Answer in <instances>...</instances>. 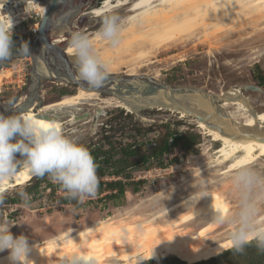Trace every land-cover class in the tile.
<instances>
[{
    "label": "rangeland",
    "instance_id": "obj_1",
    "mask_svg": "<svg viewBox=\"0 0 264 264\" xmlns=\"http://www.w3.org/2000/svg\"><path fill=\"white\" fill-rule=\"evenodd\" d=\"M116 1L118 2V0H114V4H117ZM119 1L123 4H113L114 6L112 5L107 11L115 12L128 21L130 14L136 15L140 12L134 8L137 0ZM104 2L105 0H79L75 11L64 16L65 22L69 24L68 30L65 32L67 40L58 44L62 47L68 45L70 34L74 31H82L94 40L100 56L111 62L112 71L109 76H122L130 72L136 74L135 78H144V80L147 78L145 79L142 75L153 76L158 82L168 85L198 88L211 95L212 100L215 99V95H222L229 89H239L243 96L251 100L250 104L255 110L264 109V8L258 9L259 11L255 8L256 12H252V9L249 14H237L234 19H229L230 21L227 20L228 22L221 25L218 23L208 24V26L203 23L196 24V27L193 28L194 31H187L181 39L172 45H166L167 42L164 39L158 38V40H153L155 43L158 41L156 46H153L154 42L150 39L153 38L152 36L148 37L150 44L140 42L139 45L138 43L143 37L130 35L129 27L132 22L129 21L126 27L128 31L124 32L123 43L119 47L113 48L98 38L102 16L108 12L105 11L96 16L91 14L92 9L103 6ZM32 3L28 1L9 3L2 10L4 15H8L9 10H14L11 17H6L7 24H12L14 51L23 42H27L29 47V55H14L12 59L0 63V113L5 116L12 115L20 107L26 109L27 106H30L39 110L44 105L59 102L65 95L77 93L79 88L76 89L75 84L54 82L51 79L42 78L38 90L36 93L33 92L35 75L31 51L36 35L34 28L39 29L47 3ZM256 16L260 20L255 19ZM212 19H210L211 22ZM129 40L133 43L130 44ZM68 57L75 65L72 55H68ZM65 88L68 90L67 93H60ZM97 93L93 97L81 99L76 106L59 108L56 111L61 115L63 121H67L63 125V130L66 133L75 134L83 145L91 146L98 143L96 147H101L100 154H105L104 158L110 159L111 162H114L115 159L119 161L120 140L112 139L111 143L103 140L101 135H96L98 125H92L96 111L98 115L101 114L100 111H111L109 114L117 115V125H120L119 122L123 126L126 125L124 131L127 133L123 132V135H127L129 140L126 138L122 140L129 143L127 148L125 147L126 149H132L135 152L134 160L142 155H150V160L128 169L131 171L128 176L134 177L135 180L125 181L126 192L120 198L109 196L114 193L113 190L109 191L107 188L105 189V186L103 188L97 186L95 195L86 198L83 203H78L75 200L61 203L60 197L66 193L47 175L36 176L30 182L12 187L7 193L5 192L6 194H2L0 217L16 224L14 232L27 218L34 219L35 225L36 223L44 225L42 222L44 218L51 215L61 216L68 212L72 215L69 217L66 227L78 226L81 221L90 217L95 219L121 217L129 220L148 216L160 207L169 204L166 202L170 201L173 196L176 199L181 197L190 180L207 178L211 171L204 169L205 166L209 162L219 159L224 143L217 139L204 123L197 121L199 115L175 106L168 108L159 105L136 111L130 108V111L117 106V100L113 97L120 98L116 95L99 91ZM174 96L177 97L176 94ZM20 97H23L25 101L16 105ZM217 104L220 106L221 102H217ZM121 110L122 113H120ZM127 111H130L132 117L126 116ZM75 114L87 115L72 123V117ZM107 118L104 115L101 120H107ZM236 121L242 120L238 118ZM177 135H183L185 138L176 140ZM167 140L170 147L166 152L153 155L152 150L148 151L152 145H157L160 150ZM111 145L115 148L114 152L110 151ZM92 146L93 149L96 148L94 145ZM16 158L23 159L19 153L16 154ZM103 159H101V165L107 172L101 174L99 170L98 173L105 176L107 173H111L109 171H112L114 167L110 162L107 164L103 162ZM132 163L127 164V167ZM117 165L126 166L120 161ZM230 170L232 169L221 172L228 174ZM204 171L206 172L204 173ZM100 179L98 178V181ZM114 179L117 178L108 177L102 181L107 183ZM51 184L53 185L51 186ZM21 191L30 196L27 206L20 196ZM153 201H159V203H153ZM20 234H26V232ZM38 236L45 238L48 234L39 231ZM262 254L264 253L258 251L253 244L246 247L243 253L232 251L227 256V260L235 264L247 261L248 257L257 260ZM172 256L178 257L176 255L169 257ZM180 259L184 260L182 257ZM185 261L190 263L187 259Z\"/></svg>",
    "mask_w": 264,
    "mask_h": 264
},
{
    "label": "bare ground",
    "instance_id": "obj_2",
    "mask_svg": "<svg viewBox=\"0 0 264 264\" xmlns=\"http://www.w3.org/2000/svg\"><path fill=\"white\" fill-rule=\"evenodd\" d=\"M21 1L47 3L44 12L49 4L48 0H6L4 4L3 0H0V18L6 22V17H11L14 10H9L8 15H4L2 10L9 3L16 4ZM78 2L79 0H75L72 6L58 10L53 15L51 38L55 43L61 44L67 40L65 32L69 24L65 22L64 16L75 11ZM116 3L114 4V0H105L104 5L92 9L91 14L100 15L109 10L113 4H123L119 0ZM134 8L140 12L129 15L128 19L132 22L129 31L130 35L143 37L139 45L140 42L150 44L148 38L150 36L153 37L150 38L152 42L161 38L167 42L166 45H172L187 31L193 30L196 24L203 23L206 26L212 23L225 24L227 20L234 19L237 14H249L252 9L254 12L255 8L257 10L264 8V0H137ZM257 16L255 19L258 20L260 15ZM246 22L243 23L246 24ZM157 42L152 43L153 46H156ZM134 44L136 45L135 42ZM64 49L70 56L69 45H64ZM38 70L41 73H49L43 60H40ZM127 75L131 76L129 80L131 85L140 88V93L134 91L130 95L119 97L121 100L113 97L117 100V106L130 111V108L136 111L149 106L159 105L168 108L175 106L199 115L197 121L204 123L217 139L223 141L219 159L207 162L204 168L211 171L205 178L210 186L208 195L193 201L191 199V194L195 191L193 186L203 182L204 179L195 181L189 179L191 182H187L188 185L181 197L176 199L171 196L172 199L166 202L169 204L138 219L90 217L81 221L78 226L66 227L72 215L70 212L61 216H48L42 220L44 225L39 223L35 225L34 219L27 218L15 232L16 224L11 231L14 236L26 232L23 235L27 236L29 243L33 245L29 259L34 264H64L67 255L81 248L86 249L89 255L96 258V264H140L159 255L162 257L176 255L189 260L190 263H196L231 249L229 239L231 225L219 224L213 219L217 209L221 210L223 207L230 209L234 206L226 181L229 173L222 172L232 169L233 165L242 158H247L253 165L264 166V119H261L264 117V109L255 110L250 104L251 100L243 96L239 89L234 88L222 95H215L213 100L208 93L191 86V88L181 86L187 88L178 91H173L169 87L163 88V86L145 95L141 91L150 88L149 82L135 78L134 72ZM97 92L79 87L77 93L65 95L57 103L44 105L39 110L26 105L27 108L21 113L37 116L45 123H56L63 129L64 121L56 111L59 108L76 106L81 99L93 97L98 94ZM24 101L25 99L20 97L16 105ZM217 102H221V105L219 106ZM73 118L77 121L81 120L76 114ZM238 118L242 121H236ZM32 177L33 175L22 168L8 183L0 184V195L12 187L30 182ZM218 180L221 182L217 187ZM39 231L46 232L48 236L40 238ZM8 255V250L0 252V264H9Z\"/></svg>",
    "mask_w": 264,
    "mask_h": 264
},
{
    "label": "clouds",
    "instance_id": "obj_3",
    "mask_svg": "<svg viewBox=\"0 0 264 264\" xmlns=\"http://www.w3.org/2000/svg\"><path fill=\"white\" fill-rule=\"evenodd\" d=\"M5 2L3 0V4ZM128 24L129 21L117 13L108 12L102 16L98 38L110 47H119ZM12 35V24L0 18V63L14 55H29L27 42L14 51ZM68 45L77 77L91 88H101L112 71L111 62L100 56L94 40L82 31L72 32ZM17 153L22 160L16 158ZM22 168L33 176L47 175L66 193V198L78 203L94 196L97 190V164L75 134L66 133L60 125L45 123L28 113L13 112L9 116L0 113V184L8 183ZM226 181L234 206L226 212L217 209L214 221L231 225L229 239L235 253H243L253 244L264 253V166L253 165L242 158L233 165ZM220 182L216 181L217 187ZM193 187L191 199L196 201L208 195L210 186L204 179ZM20 196L27 206L30 196L24 191ZM2 201L0 195V203ZM14 225L0 217V252L8 250L9 264H34L29 259L33 245L27 236L13 235ZM64 264H96V258L81 248L67 255Z\"/></svg>",
    "mask_w": 264,
    "mask_h": 264
},
{
    "label": "water",
    "instance_id": "obj_4",
    "mask_svg": "<svg viewBox=\"0 0 264 264\" xmlns=\"http://www.w3.org/2000/svg\"><path fill=\"white\" fill-rule=\"evenodd\" d=\"M75 0H48V8L45 10L39 29L33 39L32 43V57H33V71L35 75V81L33 83V92L36 93L38 90L42 78L51 79L54 82H61L67 84H75L78 87H82L87 90H95L99 92H108L110 95H116L117 97H123L130 95L132 92L140 93V88L130 83V75L124 74L122 76H109L103 86L99 89L91 88L85 82L80 80L76 74V66L69 59L64 47L55 43L51 38V30L53 26V15L58 10H64L72 6ZM42 59L49 70L48 74L41 73L38 70V64ZM51 74V75H50ZM147 78L150 83V88L147 90H142L141 93L147 95L151 92H155L158 89L169 87L173 91H178L179 89H184L187 87H181L180 85H168L166 83L158 82V80L153 77H147V75H142ZM144 79V78H143ZM177 88V89H176ZM191 88V87H188ZM176 89V90H175ZM24 107H20L16 113H21ZM87 114L78 116V118H85ZM36 176H33L30 181H32Z\"/></svg>",
    "mask_w": 264,
    "mask_h": 264
},
{
    "label": "flooded vegetation",
    "instance_id": "obj_5",
    "mask_svg": "<svg viewBox=\"0 0 264 264\" xmlns=\"http://www.w3.org/2000/svg\"><path fill=\"white\" fill-rule=\"evenodd\" d=\"M77 85L75 86V88L77 89ZM63 112H65V111H63ZM109 112H111V111H100L99 113H101V114H99L98 115V112L96 111V113H95V115H94V117H93V123H92V125H98V131L96 132V135H101V138L103 139V140H105V141H109L110 143H111V141H112V139H118V140H120L119 141V146H118V148L120 149V157H119V161L120 162H123L126 166H121V165H117V163L119 162V161H117V159H115L114 160V162H111V160L109 159V162L113 165V169H112V173H107V175H99V177L101 178V180L102 179H108V177H114V178H117V179H114V180H124V181H126V180H129V179H132V180H135V178L134 177H132V176H128V174L130 175V173H131V171L130 170H128L129 168L130 169H132L133 168V166H137V165H139V164H142V163H145L146 162V158H147V156L148 157H151L150 155H142L141 157H139V158H136V160H134L135 158V156H136V154H135V152L134 151H132V149H126L127 148V146L129 145V143L126 141V142H124L122 139H124V138H126V140H129L128 138V136L127 135H123V132H125V133H127V131H124V129H125V127H126V125L125 126H123L122 124H121V122H119V124L120 125H117V122H116V119H117V115H113V113H110L109 114ZM130 112V111H129ZM128 111L126 112V116H129V117H132V114L131 113H129ZM120 113H122V110H121V112ZM131 114V115H130ZM64 115V114H63ZM106 116V117H108L107 118V120H101V117L102 116ZM110 115V116H109ZM76 116H79L78 114H76ZM80 116H82V115H80ZM88 119H89V114H88ZM76 119L75 118H73L72 117V123H75L76 121H75ZM70 121V120H69ZM65 122H67V121H64V124H65ZM70 129H72V128H70ZM73 130V129H72ZM120 135H123L122 137L120 136ZM98 144V143H97ZM97 144L96 143H94V144H92V145H94L95 147L97 146ZM88 146V145H84V146H86L87 148H88V150L90 151H96L98 154H99V157H98V162L96 163L97 164V167L99 168V167H104L103 165H101V159H103L104 158V155L105 154H103V155H101L100 153H101V147H96L95 149H93L94 147L93 146ZM164 146H165V144L162 146V148L159 150L158 148H157V145H152L151 146V148H148V151L149 150H152L153 151V155H159V154H161L160 152H161V150L164 148ZM126 147V148H125ZM133 147H135V146H133ZM113 146L111 145L110 146V151L111 152H114V149L115 148H113ZM156 149V150H155ZM147 153V152H146ZM153 158V157H152ZM106 160V158H104L103 159V162H106L105 161ZM150 160V159H149ZM136 161V162H135ZM109 162H106V164L107 163H109ZM133 162V163H132ZM129 163H132V164H130L128 167H127V164H129ZM105 168V167H104ZM99 171V170H98ZM100 172H101V170H100ZM7 193V192H6ZM6 193H3V194H6ZM15 203H17L16 201H14Z\"/></svg>",
    "mask_w": 264,
    "mask_h": 264
},
{
    "label": "trees",
    "instance_id": "obj_6",
    "mask_svg": "<svg viewBox=\"0 0 264 264\" xmlns=\"http://www.w3.org/2000/svg\"><path fill=\"white\" fill-rule=\"evenodd\" d=\"M104 1V0H102ZM67 89H62L60 91V93L62 94H66L67 93ZM185 137L183 135H177L175 137L176 140H180V139H184ZM169 142L168 140L166 141V144L164 146V148L161 150V154L166 152L168 149H169ZM90 153L92 154V156L94 157V160L95 162L97 163L98 162V157H99V154L96 152V151H91L90 150ZM150 159V157L147 156L146 158V162H148ZM106 162H109V159H106L105 160ZM98 170H101V173L104 174L107 172V170L104 168V167H97V176L98 178L99 177V171ZM111 172V171H109ZM112 173V172H111ZM53 184H51L52 186ZM105 186V189L107 188V190H113L114 193H112L111 195H109L110 197H114V198H120L122 197L123 195H125V192H126V183L125 181H122V180H114V181H110V182H107V183H104L101 179L100 181H98V187L99 188H103ZM60 201L61 203H69L71 200L66 198V195L64 196H61L60 197ZM233 250H229L223 254H219L217 255V257H213L211 259H207V260H203V261H200V262H196V263H187L184 260L180 259L179 256L178 257H156L154 259H151V260H147L143 263H140V264H233V263H230L228 260H227V256L232 252ZM260 254V253H259ZM249 258V259H248ZM246 259H248L247 261H244V262H240V263H235V264H264V254L260 255L258 257L257 260H254L252 257H248Z\"/></svg>",
    "mask_w": 264,
    "mask_h": 264
},
{
    "label": "snow or ice",
    "instance_id": "obj_7",
    "mask_svg": "<svg viewBox=\"0 0 264 264\" xmlns=\"http://www.w3.org/2000/svg\"><path fill=\"white\" fill-rule=\"evenodd\" d=\"M261 119H264V117H261ZM221 210L224 211V212H226L227 211V208L226 207H223Z\"/></svg>",
    "mask_w": 264,
    "mask_h": 264
},
{
    "label": "built area",
    "instance_id": "obj_8",
    "mask_svg": "<svg viewBox=\"0 0 264 264\" xmlns=\"http://www.w3.org/2000/svg\"><path fill=\"white\" fill-rule=\"evenodd\" d=\"M37 25V24H36ZM38 29L37 27L34 28V32L37 33Z\"/></svg>",
    "mask_w": 264,
    "mask_h": 264
}]
</instances>
